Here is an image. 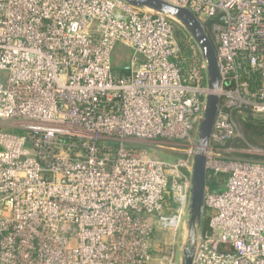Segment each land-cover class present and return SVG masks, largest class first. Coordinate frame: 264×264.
Segmentation results:
<instances>
[{"label":"built area","instance_id":"2783aa9c","mask_svg":"<svg viewBox=\"0 0 264 264\" xmlns=\"http://www.w3.org/2000/svg\"><path fill=\"white\" fill-rule=\"evenodd\" d=\"M162 1L215 20L207 171L228 178L206 190L193 264H264V149L235 119L264 116V0ZM178 51L171 20L123 0H0V264H152L156 230L176 242L209 94ZM173 243L160 264H176Z\"/></svg>","mask_w":264,"mask_h":264},{"label":"water","instance_id":"95a60500","mask_svg":"<svg viewBox=\"0 0 264 264\" xmlns=\"http://www.w3.org/2000/svg\"><path fill=\"white\" fill-rule=\"evenodd\" d=\"M125 1L130 6L151 9L155 12L167 15L174 21L180 23L190 33L207 66L206 72L209 94L206 98V107L203 120L199 126L197 147L193 156L188 236L181 260V264H193L202 226L204 199L207 190V150L221 101L220 96L217 94L221 84L217 50L209 36L205 33L203 24L189 9L175 6L162 0Z\"/></svg>","mask_w":264,"mask_h":264},{"label":"trees","instance_id":"16d2710c","mask_svg":"<svg viewBox=\"0 0 264 264\" xmlns=\"http://www.w3.org/2000/svg\"><path fill=\"white\" fill-rule=\"evenodd\" d=\"M175 33V38L178 45V56L175 60L180 73L184 79L190 81L193 79L195 70L201 73L203 79L202 84L207 86L206 73L202 69L203 57L192 39L190 33L177 22H172ZM215 20H207L203 23L205 33L211 39L213 45L217 50V44L214 35ZM264 116H256L249 109L242 110L235 117L236 122L241 130V133L250 146L260 147L264 149ZM244 146L243 143H229L228 146ZM248 157V156H245ZM228 176L225 174L214 175L210 172L207 173L206 188L207 191L222 190L226 184ZM212 212L208 209L204 211L201 229L206 231L209 228V222Z\"/></svg>","mask_w":264,"mask_h":264},{"label":"rangeland","instance_id":"374dc122","mask_svg":"<svg viewBox=\"0 0 264 264\" xmlns=\"http://www.w3.org/2000/svg\"><path fill=\"white\" fill-rule=\"evenodd\" d=\"M123 1L126 2L125 0H123ZM141 11H145V12L149 11V12H154L156 14H160V13L155 12V11L148 9V8H141ZM164 16L166 18H168L169 20H171L172 22L174 21L171 17H168L167 15H164ZM174 22H176V21H174ZM178 24H180V23H178ZM130 55H131L130 49H128L127 47L118 43L115 46L114 51L112 53V57H111L112 64H113L114 68H116V69L122 68L128 62ZM6 75H7L6 73H2L3 77H6ZM262 118L264 119V117H262ZM192 134L194 137V142H197L198 134L195 131ZM139 145H134V146L146 148L154 158H160V159H165V160H169V161H175L181 155L180 151H172L169 149H159L152 144H145V145L139 144ZM256 148H260V147H256ZM261 149H263V148H261ZM188 211H189V209H187L185 211V214L183 216V221L181 224V228L177 233L175 243H173L172 237L168 231L156 230L154 232L153 243L160 250V252H158V253L154 252V261L152 262V264H160V259L164 255V251L167 248H169V246L172 243L174 244L175 249H176L175 263L181 264L182 253H183V250H184V247H185V244L187 241V236H188V220H189ZM164 264H166V263H164Z\"/></svg>","mask_w":264,"mask_h":264},{"label":"bare ground","instance_id":"6f19581e","mask_svg":"<svg viewBox=\"0 0 264 264\" xmlns=\"http://www.w3.org/2000/svg\"><path fill=\"white\" fill-rule=\"evenodd\" d=\"M162 14V13H161ZM164 15V14H163Z\"/></svg>","mask_w":264,"mask_h":264}]
</instances>
